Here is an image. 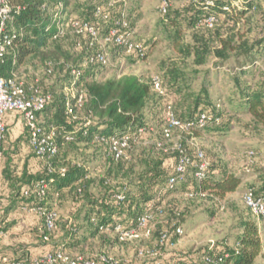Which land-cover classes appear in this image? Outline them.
Instances as JSON below:
<instances>
[{
    "label": "trees",
    "instance_id": "obj_1",
    "mask_svg": "<svg viewBox=\"0 0 264 264\" xmlns=\"http://www.w3.org/2000/svg\"><path fill=\"white\" fill-rule=\"evenodd\" d=\"M9 1L14 6L13 21L7 28L12 46L0 64V74L4 77L16 74L17 67L22 65L27 57L39 53H44L45 57H48L49 52L46 50L48 44L60 40L66 30L67 23L70 30L77 36L83 37L78 46L81 53L80 61L70 64L68 68L75 78L74 86L82 92L81 101H77L78 95L74 98H68L65 95L53 98L50 92L41 91L43 94H49L51 99L38 114L37 125L43 130L53 128L56 131L57 153L49 159H41L42 170L27 182L26 189L31 190L28 196L23 195L19 188L13 192V197L18 204L20 203L21 206L33 210L39 215V224L33 228L32 232L35 233L37 243L49 246V249L33 259H29L27 253L23 252L11 262L34 264L35 261L41 260L45 254L54 255L58 252L68 258H75L69 256L65 249L80 243L81 238L78 233L83 228H87L88 234L92 236L99 233H114L117 237L118 235L114 231L117 224L121 225L125 231L134 233L146 230L150 214L158 210L162 195L177 188L189 197L195 198L205 194L221 200L239 187L242 182L241 176L218 170L216 166L210 164H207L204 175L200 179L196 178L195 173L198 171L200 163L196 151L193 155H188L184 151V155L189 161L182 180L177 179L179 175L176 172V165L180 154L176 149L167 154L163 148H160L158 152L155 151V154L151 156L148 154L146 157L139 156V154L134 156L127 154L131 145L150 129L147 117L156 101V93L152 90L151 79L150 82H147L140 76L132 74L107 78L102 81L95 79L93 68L102 65L89 63L88 58L96 52L97 46L88 47V36L77 33L72 26V23L76 21L88 22L99 30L101 36H105L115 22H119V24L123 22L126 26L120 27L119 25L118 27L120 31L128 32L131 29L128 25L129 19L124 16L121 10L118 11L114 6H109L107 0H95L89 4L72 6L71 0ZM202 1L204 0L201 2L191 0L190 5L183 8L179 14L170 13L168 7L163 15L167 16L171 26L210 31L224 15H245L261 9L264 4V0H211L212 5H207ZM97 9L107 12L108 19L102 20L97 16ZM70 15H73L72 18L69 17ZM207 15L215 17L211 28L203 25V20ZM239 36V41H236L234 35L231 34L226 38L219 36L218 43L214 46H209V41L200 39L203 40V46L195 51L196 63H205L207 55L212 53L213 57L220 61L232 60L234 62L233 70L239 76L249 74L250 70L248 69L255 66L257 56L261 53L264 54V24L251 41L243 40V36ZM247 81L243 83L237 78H233L234 91L228 98L229 105L243 109L254 122L264 126V72L256 83ZM23 86L26 90L31 88L30 91H32L38 87V84L25 82ZM163 88L166 91L164 85ZM68 106L72 109L71 113L68 112ZM79 108L84 113L82 118L77 115ZM44 112L48 114L42 118ZM201 113L206 114L207 117V121L202 127L198 123ZM175 114L183 124L194 130L195 136L203 130L220 131L224 124L223 110L219 108L218 102L210 100L205 88H203V94L195 95L190 108ZM160 117L164 121L165 105L160 111ZM140 129L144 131L140 133ZM122 134L129 136L128 147L124 157L114 159L107 155L110 140L112 137H119ZM27 135L29 141L28 130ZM69 137L71 139H67ZM76 141L102 145L106 158L117 164L114 173L117 181L112 182L109 177L102 178L96 194L90 190L87 172L81 165L59 162L61 143ZM125 166L128 167L123 170ZM50 168L51 172L48 170ZM58 168H63L64 174L58 172ZM170 178H175V182L170 184ZM41 179L47 182V187L43 191L44 194L38 196L34 188ZM261 184L262 186L258 190H255L253 185L249 187L254 190L256 197L264 198V180ZM117 194L121 195L122 199L119 200L116 197ZM63 196L68 197L67 200L71 203L70 217L59 221L50 202L52 200L59 201ZM38 208L41 210L40 214L37 212ZM50 212H54L55 216L52 226L49 228L45 219ZM213 213V210H209L208 216H212ZM144 215L147 216V221L146 225L142 227L139 224V219ZM240 225L242 226L241 234L236 236L234 245L232 247L216 245L207 248L202 254L204 264H254L262 250L259 222L256 218L244 217ZM177 228L182 229L179 223L174 222L170 231L162 230L158 233L155 253H159L162 246L169 240L180 237V234L176 232ZM163 234L166 239L161 242ZM172 258L174 262L171 264H192L186 258L178 256ZM90 259L94 260V264H127L115 263L110 259L106 263L97 257ZM51 264L64 263L57 259ZM151 264H155V261H152Z\"/></svg>",
    "mask_w": 264,
    "mask_h": 264
},
{
    "label": "rangeland",
    "instance_id": "obj_2",
    "mask_svg": "<svg viewBox=\"0 0 264 264\" xmlns=\"http://www.w3.org/2000/svg\"><path fill=\"white\" fill-rule=\"evenodd\" d=\"M92 1L95 0H71L70 4L85 5ZM168 1V11L176 14L181 13L191 2ZM161 2L120 0L116 3V10H121L129 19L131 29L128 32L145 46V55L138 57L127 54L122 48L109 45L108 63L93 68L94 77L99 81L132 74L150 82L153 75L159 74L166 88L162 95L155 92L156 101L147 117L150 129L131 145L127 154L146 157L155 154L160 148L170 154L180 145L186 154L193 155L198 149L203 152L207 164L241 176L242 182L234 192L228 193L221 200L205 194L189 197L179 188L163 194L158 210L150 214L146 230L132 237L119 239L114 233L92 236L88 234L87 228H83L78 233L80 243L65 249L71 257L90 259L104 254L115 263L151 264L155 261V264H171L174 262L172 257L178 256L192 264H204L202 254L207 248L216 245L232 247L236 236L241 234V220L244 217L256 218L244 205L243 192L250 185L258 190L264 180V126L254 122L243 109L229 105L228 98L234 91L233 78L243 83L247 80L256 83L259 80L264 72V54L257 56L255 66L248 69L249 74L241 77L234 72L232 60L220 61L209 53L205 63L198 64L195 51L203 46V40L209 41V46L217 45L219 36L226 38L231 34L236 41H239V35L243 36V40L254 39L264 24V4L261 9L245 15H224L216 26L206 31L169 25L167 16L159 11ZM65 29L59 41L48 44V57L39 53L27 57L17 67L15 77L18 82L36 83L40 91L50 92L53 98L61 95L76 97L80 91L74 86L75 78L68 68L70 64L80 61L78 46L83 37L70 30L68 23ZM63 64H68V67ZM203 88L207 89L210 100L218 102L219 108L223 110L222 130H203L195 136L194 130L183 124L175 128L170 137L165 138L162 133L164 121L160 117L164 105L171 104L174 112L179 114L193 105L195 95L203 94ZM47 114L44 112L42 118ZM77 115L82 118L83 110L77 109ZM250 151L253 152L252 156L248 155ZM58 158L61 163L81 165L87 172L89 188L93 193H98L102 178L109 177L112 182L117 181L114 175L117 164L106 158L102 145L62 142ZM67 198L63 196L59 201L50 202L59 221L70 217L71 203ZM209 210L214 211L212 216H208ZM174 222L182 227L180 237L169 240L159 253H155L158 233L162 230L170 231ZM258 222L262 250L254 264H264V220Z\"/></svg>",
    "mask_w": 264,
    "mask_h": 264
},
{
    "label": "built area",
    "instance_id": "obj_3",
    "mask_svg": "<svg viewBox=\"0 0 264 264\" xmlns=\"http://www.w3.org/2000/svg\"><path fill=\"white\" fill-rule=\"evenodd\" d=\"M120 0H107L109 6H114ZM195 2H201V0H194ZM207 5H212L211 0H204ZM237 4V2H235ZM169 7L168 0H162L160 5V13L164 14ZM14 6L9 0H0V64L3 62L6 53L12 46L11 36L7 33L8 25L13 21L12 10ZM96 15L102 20L108 19L107 12L97 9ZM215 22L213 15H207L203 20V25L207 28H211ZM120 27L126 26L125 23L115 24L109 29L108 34L101 36L99 30L88 22L76 21L72 23L77 33L85 34L88 36L89 44L88 47L97 46V50L94 54L88 58L89 63H98L105 66L108 63V52L107 46L110 44L122 48V50L131 55L143 57L145 54V46L143 43L136 41L129 32H122ZM12 27V26H11ZM73 73H75L73 71ZM152 90L159 94H164L165 90L162 85L161 77L155 74L151 77ZM31 88L26 90L22 83L16 80L15 74L9 77H4L0 74V160L2 158L1 144L5 136L6 127L3 121V116L7 111H17L22 116L25 126L29 133V144L34 154L40 159H49L57 153V145L55 143L56 131L53 128L47 130L41 129L38 125V114L45 108L47 103L50 101L51 96L49 94H43L38 87H35L32 91ZM78 102L81 101L82 92L77 93ZM68 112L71 113L72 109L68 106ZM75 117V116H74ZM207 121L206 114L201 113L198 119L199 126L202 127ZM183 123L177 118L171 104H165V119L163 127V136L165 138L170 137L172 131L175 128L182 127ZM144 130L140 129L142 133ZM67 139H71L70 137ZM129 136L122 134L119 137L114 136L110 140L109 150L107 155L114 159H119L125 156L128 147ZM175 149L179 152L180 156L176 165V172L179 177L178 180H182L188 164V158L184 155V149L178 145ZM253 152H249V156H252ZM196 155L200 163L198 164V171L195 173L196 178L200 179L205 172L207 163L204 159V154L201 150H196ZM50 172L52 169H48ZM61 174H64L63 168L57 170ZM175 182V178H170L169 183ZM47 187V182L43 179L39 180L35 185V192L38 196L44 194V189ZM29 189L23 191V195L28 196L31 192ZM116 197L120 200L122 196L117 194ZM243 203L256 217L257 220L264 219V198L256 197L254 190L247 187L243 192ZM37 212L40 214L41 210L38 208ZM54 212H50L46 216V224L50 228L52 226ZM147 216H142L139 219L140 226L146 225ZM114 231L117 233L119 239L128 238L134 236L136 233L132 231H125L121 225L117 224L114 227ZM181 228H177L176 232L181 235ZM166 239L165 234L161 236V242ZM61 260L64 264H94L93 259L83 258L82 256H76L75 258H68L63 256L62 253L58 252L54 255L47 253L39 261H35L34 264H51L55 260ZM102 262H109L104 254L97 256ZM10 264H23L21 262H11ZM184 264V263H178Z\"/></svg>",
    "mask_w": 264,
    "mask_h": 264
},
{
    "label": "crops",
    "instance_id": "obj_4",
    "mask_svg": "<svg viewBox=\"0 0 264 264\" xmlns=\"http://www.w3.org/2000/svg\"><path fill=\"white\" fill-rule=\"evenodd\" d=\"M3 121L6 132L0 160V264H10L23 252L33 259L49 246L39 245L32 232L39 224V215L13 197L17 188L20 192L26 189L27 182L42 170L43 162L34 155L20 113L7 111Z\"/></svg>",
    "mask_w": 264,
    "mask_h": 264
}]
</instances>
